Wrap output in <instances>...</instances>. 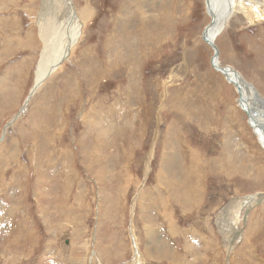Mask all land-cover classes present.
<instances>
[{
  "label": "rangeland",
  "instance_id": "obj_1",
  "mask_svg": "<svg viewBox=\"0 0 264 264\" xmlns=\"http://www.w3.org/2000/svg\"><path fill=\"white\" fill-rule=\"evenodd\" d=\"M43 2L0 0V264H264V150L206 0H73L90 17L28 101ZM250 9L216 45L264 103Z\"/></svg>",
  "mask_w": 264,
  "mask_h": 264
},
{
  "label": "bare ground",
  "instance_id": "obj_2",
  "mask_svg": "<svg viewBox=\"0 0 264 264\" xmlns=\"http://www.w3.org/2000/svg\"><path fill=\"white\" fill-rule=\"evenodd\" d=\"M49 1H51V6H48ZM205 4L208 14L211 18L214 16L215 19L210 26L207 25L208 27L205 28L206 34L210 37V42L208 44L213 49L214 45L217 46L216 40L218 36L223 33L227 26V22L236 12H244V14H247L248 12L251 13L253 10L250 8H253L257 13H261L264 16L263 0H206ZM73 5V0L72 3L70 0H59V2L44 0L41 6L37 16V25L44 49L42 50L41 59L39 61L37 81L33 87L34 92L52 72L57 70L61 62L67 58L69 46H73L78 42L83 23L85 24L90 17V14H87L85 17L83 16L87 12L86 8L81 9L82 14H78V11ZM247 16L252 19L255 17L261 20L250 14ZM55 24L56 29H54L52 35H48L44 26L48 27ZM219 61V58L217 60L212 59L211 64L214 69L225 74L227 81L236 87L238 106L245 112L250 111L252 117L249 119V123L257 137L258 143L264 150V103L257 94L258 91L256 92L253 85L249 84L240 73L233 70L231 67L223 71V66ZM219 63L221 65H219ZM245 108L248 110H245ZM181 148L183 149V147ZM189 150L190 149L187 148L182 150L183 154L181 156L183 160L189 153ZM185 161L186 160H184V165L186 166ZM247 198L251 199L253 196Z\"/></svg>",
  "mask_w": 264,
  "mask_h": 264
},
{
  "label": "water",
  "instance_id": "obj_3",
  "mask_svg": "<svg viewBox=\"0 0 264 264\" xmlns=\"http://www.w3.org/2000/svg\"><path fill=\"white\" fill-rule=\"evenodd\" d=\"M71 1V3H72V0H70ZM73 7H74V5H73ZM214 16H212V20H211V22H210V24L208 25V26H210L213 22H214ZM207 26V27H208ZM203 39H204V41L205 42H207V43H209L210 42V37L206 34V30L204 31V33H203ZM214 49H215V54H214V56L212 57V59L213 60H217L218 59V56H219V51H218V47L217 46H215L214 45ZM227 68H229V67H223L222 69H223V71H225V69H227ZM33 94H34V90H32L31 91V94H29L28 95V97H27V100L29 101L30 100V98L33 96ZM262 101H263V99H261ZM28 103V102H27ZM25 105V104H24ZM22 106V108L20 109V111L18 112V114H17V116H15V119L20 115V114H22V111H24L25 110V108H26V106ZM27 105V104H26ZM245 110H248L247 108H245ZM247 113H248V115H249V117L251 118L252 117V115H251V113H250V111H246ZM11 123V122H10ZM10 123H8V124H10ZM4 138V137H3Z\"/></svg>",
  "mask_w": 264,
  "mask_h": 264
},
{
  "label": "crops",
  "instance_id": "obj_4",
  "mask_svg": "<svg viewBox=\"0 0 264 264\" xmlns=\"http://www.w3.org/2000/svg\"><path fill=\"white\" fill-rule=\"evenodd\" d=\"M253 20H255V19H253Z\"/></svg>",
  "mask_w": 264,
  "mask_h": 264
}]
</instances>
